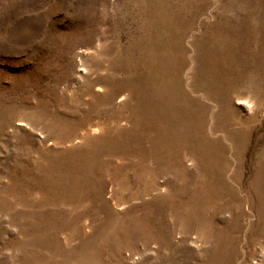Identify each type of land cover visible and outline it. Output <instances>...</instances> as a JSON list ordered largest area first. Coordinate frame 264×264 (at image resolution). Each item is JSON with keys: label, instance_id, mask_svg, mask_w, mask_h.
<instances>
[{"label": "rangeland", "instance_id": "rangeland-1", "mask_svg": "<svg viewBox=\"0 0 264 264\" xmlns=\"http://www.w3.org/2000/svg\"><path fill=\"white\" fill-rule=\"evenodd\" d=\"M0 264H264V0H0Z\"/></svg>", "mask_w": 264, "mask_h": 264}, {"label": "bare ground", "instance_id": "bare-ground-1", "mask_svg": "<svg viewBox=\"0 0 264 264\" xmlns=\"http://www.w3.org/2000/svg\"><path fill=\"white\" fill-rule=\"evenodd\" d=\"M159 56V55H158ZM153 66V65H152ZM149 69H151V68H149ZM164 71V70H163ZM168 71V70H167ZM175 71H176V69H175ZM174 71V72H175ZM165 73V72H164ZM169 73V72H168ZM178 73V72H177ZM180 74V73H179ZM180 76V75H179ZM166 77V76H165ZM169 77V76H168ZM161 78V77H160ZM163 78V77H162ZM170 79V78H169ZM159 80V79H158ZM161 80V79H160ZM157 83V82H156ZM158 84V83H157ZM134 86V85H133ZM154 89V88H153ZM159 89V88H158ZM140 91V90H139ZM176 91V90H175ZM143 93V92H142ZM161 93V92H160ZM166 95V94H165ZM183 96H185V95H183ZM143 100V99H142ZM159 100V99H158ZM143 109V108H142ZM183 110V109H182ZM190 110V109H189ZM147 111V110H146ZM142 112V111H141ZM176 112V111H175ZM182 113V112H181ZM146 114V113H145ZM160 114V113H159ZM193 114V113H192ZM201 114V113H200ZM156 120V119H155ZM146 126V125H145ZM156 127H158V126H156ZM145 129V128H144ZM156 129V128H155ZM180 129V128H179ZM201 129V128H200ZM152 132V131H151ZM156 132V131H155ZM158 132V131H157ZM165 132V131H164ZM191 133V132H190ZM193 134V133H192ZM201 134V133H200ZM158 135V134H157ZM132 136V135H131ZM147 136H149V135H147ZM156 136V135H155ZM152 137V136H151ZM194 137V136H193ZM154 138H156V137H154ZM180 138V137H179ZM140 139V138H139ZM144 139V138H143ZM165 139V138H164ZM173 139V138H172ZM232 139V138H231ZM174 140V139H173ZM172 140V141H173ZM137 141H138V139H137ZM159 141V140H158ZM165 141H166V139H165ZM196 141V140H195ZM234 141V140H233ZM163 142V141H162ZM192 142V141H191ZM127 143V142H126ZM150 143V142H149ZM171 143V142H170ZM209 143V142H208ZM194 144V143H193ZM122 145V144H121ZM162 145V144H161ZM167 145V144H166ZM176 145V144H175ZM188 145V144H187ZM192 145V144H191ZM165 146V145H164ZM166 147H168V146H166ZM165 147V148H166ZM190 147V146H189ZM209 147V146H208ZM111 148V147H110ZM141 149V148H140ZM164 149V148H163ZM134 150V149H133ZM136 150H138V149H136ZM149 150H151V149H149ZM158 150V149H157ZM141 151V150H140ZM139 151V152H140ZM152 151V150H151ZM160 151V150H159ZM158 151V152H159ZM129 152V151H128ZM136 152V151H135ZM155 152H156V150H155ZM149 153V152H148ZM151 153V152H150ZM153 153V152H152ZM142 154V153H141ZM156 154V153H155ZM159 154V153H158ZM163 154V153H162ZM193 154H194V152H193ZM204 154V153H203ZM166 155V154H165ZM132 156V155H131ZM194 156H195V154H194ZM150 157V156H149ZM155 157V156H154ZM171 157V156H170ZM140 158V157H139ZM153 158V157H152ZM162 158V157H161ZM165 158V157H164ZM163 158V159H164ZM197 158V157H196ZM201 158V157H200ZM209 159V158H208ZM212 159V158H211ZM160 160V159H159ZM213 160V159H212ZM137 161V160H136ZM139 161V160H138ZM158 161V160H157ZM169 161V160H168ZM174 161V160H173ZM199 161H201V160H199ZM156 162V161H155ZM159 162V161H158ZM157 162V163H158ZM161 163V162H160ZM201 163V162H200ZM167 164V163H166ZM172 164V163H171ZM123 165V164H122ZM142 165V164H141ZM201 165V164H200ZM92 166V165H91ZM130 166V165H129ZM162 167H164L163 165H161ZM133 167V166H132ZM136 167V166H135ZM140 167V166H139ZM139 167H138V169H139ZM160 167V166H159ZM169 167V166H168ZM173 168V167H172ZM88 169H90V168H88ZM158 169V168H157ZM161 169V168H160ZM159 169V170H160ZM261 169V168H260ZM46 170V169H45ZM135 170V169H134ZM156 170V169H155ZM138 171V170H137ZM136 171V173H138ZM154 172H156V171H154ZM163 172V171H162ZM81 173V172H80ZM97 175V174H96ZM158 175V174H157ZM95 178H97L96 176H95ZM81 180H83V179H81ZM93 180V179H92ZM91 180V181H92ZM97 180V179H96ZM86 181V180H85ZM100 182V181H99ZM90 184V183H89ZM94 184H95V182H94ZM91 185V184H90ZM89 186V185H88ZM152 186V185H151ZM145 188V187H144ZM154 188V187H153ZM148 189V188H147ZM147 191V190H146ZM78 192H79V190H78ZM101 197V196H100ZM102 200V199H101ZM104 202V201H103ZM103 204V203H102ZM175 205V204H174Z\"/></svg>", "mask_w": 264, "mask_h": 264}]
</instances>
